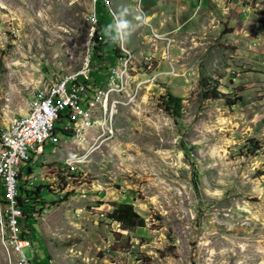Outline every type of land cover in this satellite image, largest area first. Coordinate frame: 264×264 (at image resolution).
Masks as SVG:
<instances>
[{
    "label": "rangeland",
    "instance_id": "374dc122",
    "mask_svg": "<svg viewBox=\"0 0 264 264\" xmlns=\"http://www.w3.org/2000/svg\"><path fill=\"white\" fill-rule=\"evenodd\" d=\"M95 1L0 0V140L37 92L82 71L89 55V81L101 78L67 124L74 131L84 118L88 130L76 140L58 131L20 167L29 185L51 192L25 256L264 264V0H109L103 29L121 7L136 26L115 43L120 57L103 81L116 58L105 46L103 61L93 59ZM166 92L182 99L177 120L159 103ZM114 201L132 204L145 226L122 230L108 219ZM5 204L0 194V264H22Z\"/></svg>",
    "mask_w": 264,
    "mask_h": 264
},
{
    "label": "built area",
    "instance_id": "2783aa9c",
    "mask_svg": "<svg viewBox=\"0 0 264 264\" xmlns=\"http://www.w3.org/2000/svg\"><path fill=\"white\" fill-rule=\"evenodd\" d=\"M102 3L104 4V0H102ZM104 6L107 7L106 5ZM89 13L92 15V19L97 20L98 26L99 21L95 8ZM96 38L97 40L103 39L101 33L97 34V29ZM117 59L118 57L104 74L106 77H112ZM91 70L83 78L75 81L60 82L59 80H51V93L46 96L51 97V104L43 105V102H28V122L25 129L22 130L21 139L15 144H6V140H4L6 144V160L0 162V178H3L4 181V201L8 203L11 213L13 238L18 239L22 249L31 247L33 241L32 235L28 237L22 234L24 214L23 210L18 206L17 199L19 176L22 175L20 167L22 164H26L36 158V154L44 150L46 142L49 141L54 144L55 140L59 138L58 131L63 133L64 136V131H67V124H72L70 115L73 109L79 108V103L91 105L89 91L91 87H96V82L91 83L89 81ZM91 109H95L93 119H97L99 115L97 107H91ZM57 122L63 123L61 128L57 126ZM89 123L90 121H84V118H82L80 124H74V131H72L73 140H76V137H80V131L88 130ZM22 264H33L31 260L27 259L24 251Z\"/></svg>",
    "mask_w": 264,
    "mask_h": 264
},
{
    "label": "trees",
    "instance_id": "16d2710c",
    "mask_svg": "<svg viewBox=\"0 0 264 264\" xmlns=\"http://www.w3.org/2000/svg\"><path fill=\"white\" fill-rule=\"evenodd\" d=\"M105 3H102V0H96L94 7L95 12L98 16V26L95 27V33L93 35V59L95 61H103V48L105 46H110L111 51L114 55V57H120L119 53H121V49L118 50L116 48L115 43L111 42L107 39V37L103 33V26L104 24H101V22L104 20V18L107 16V13L109 11H104L106 7L104 6ZM96 29L97 34L101 33L103 36L102 40H97L96 38ZM118 53V56H117ZM102 65H100L101 67ZM107 68V67H106ZM102 69V68H101ZM96 73L95 71L91 70V74L94 75ZM102 81L106 79V76H102ZM98 80H101V78H95L94 82H98ZM101 83V82H100ZM100 83H96L97 86L100 85ZM212 95L215 97H218L219 95H222L220 92L216 91L215 87L211 88ZM182 99L179 96L173 95L169 92H166L164 95L160 98V105L161 107L174 119L177 120V118L181 117V111H182ZM235 102L233 101L232 104ZM71 117V115H70ZM70 122L74 123V121ZM72 131L67 129V131H64V134L68 137ZM251 141V146H253ZM50 192L48 186H44L42 184L38 185H29L25 179H23V174L19 176V183H18V206L23 210L24 218L22 220V226H23V235L30 237L32 232H34V229L32 228L33 225H35L37 219L35 214L37 213L36 209L37 207H42L46 205L47 200L45 199L44 194ZM51 193V192H50ZM0 194L3 196V189L0 188ZM65 198H58L55 203L62 202ZM112 209L107 213V218L110 219L113 222H116L120 225L122 230H132L136 227H144L145 226V220L142 216H140L135 209L133 208V205L127 202H112ZM51 258L49 255H45V257L42 259V261H39L38 258H35V264H49Z\"/></svg>",
    "mask_w": 264,
    "mask_h": 264
},
{
    "label": "bare ground",
    "instance_id": "6f19581e",
    "mask_svg": "<svg viewBox=\"0 0 264 264\" xmlns=\"http://www.w3.org/2000/svg\"><path fill=\"white\" fill-rule=\"evenodd\" d=\"M104 3L106 6L110 5L109 0H104ZM90 20H91L93 28H95V26L97 25V20L92 19V15H90ZM89 57H90V55L88 56L87 63H86V65L82 71L77 72L75 74L65 75L63 78H60L59 81L60 82H71V81H75L76 79L83 78L91 70V68L89 67ZM50 93H51V88H50V90H48V92L46 94L44 92H37L32 97L31 102H43V105H50L51 104V97H46ZM104 107L108 108L107 104H105ZM27 122H28V114L26 116H23V117L15 120L14 122H12L11 125L6 130L3 131L2 136H1V140H0V150H1L0 162H3L4 160H6V144L18 143V141L22 137V130L25 129ZM4 140H6V144L4 143ZM41 153H42V150L36 154V157H39L41 155ZM0 187H2V189L4 190L3 178H0ZM4 213H5V224H6V226L9 227L10 231L12 232V237H13L11 213L9 211V205L7 202H6L5 207H4ZM0 222H3L2 217L0 219ZM13 240L16 243H19L18 239L13 238ZM18 248H19V250L22 254V257H23V249H22L20 243H19Z\"/></svg>",
    "mask_w": 264,
    "mask_h": 264
},
{
    "label": "clouds",
    "instance_id": "9594fccd",
    "mask_svg": "<svg viewBox=\"0 0 264 264\" xmlns=\"http://www.w3.org/2000/svg\"><path fill=\"white\" fill-rule=\"evenodd\" d=\"M129 15H132V13L126 7H121L118 12L113 13V23L108 24L102 30L108 40L113 43H126L136 26L133 21L127 19ZM133 20L138 24L141 22L142 17L140 15H134Z\"/></svg>",
    "mask_w": 264,
    "mask_h": 264
},
{
    "label": "crops",
    "instance_id": "0c3cea01",
    "mask_svg": "<svg viewBox=\"0 0 264 264\" xmlns=\"http://www.w3.org/2000/svg\"><path fill=\"white\" fill-rule=\"evenodd\" d=\"M114 1H116V7H118V6H120V2H119V0H113V2ZM110 67H111V65H110ZM109 69V67L108 68H106V70H105V73H106V71ZM104 73V74H105ZM84 106V105H83ZM85 107V106H84ZM44 154V153H43Z\"/></svg>",
    "mask_w": 264,
    "mask_h": 264
}]
</instances>
